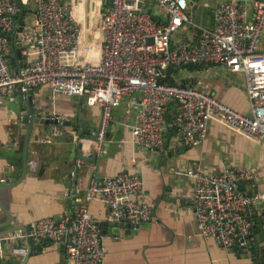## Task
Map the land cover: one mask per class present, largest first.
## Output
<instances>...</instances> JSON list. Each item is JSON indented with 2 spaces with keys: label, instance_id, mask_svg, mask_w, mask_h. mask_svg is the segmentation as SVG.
<instances>
[{
  "label": "built area",
  "instance_id": "1",
  "mask_svg": "<svg viewBox=\"0 0 264 264\" xmlns=\"http://www.w3.org/2000/svg\"><path fill=\"white\" fill-rule=\"evenodd\" d=\"M78 1L20 0L25 16L18 41L22 63L16 70L7 59V35L18 27L20 6L16 0H0V95H28L46 87L55 94L84 98L87 106L100 107L98 131L90 141L96 156L104 152L112 110L133 93L140 97L131 134L147 150L164 152L171 108L176 148L200 146L211 121L254 144L264 141V52L259 46L264 33V0L221 1L211 28L191 20L189 0H154L160 16L147 9V0H88L91 10L77 14ZM184 26L194 29L196 37L174 40ZM185 67H224L243 75L250 115L194 87L166 81L169 70ZM55 134H46L41 142L50 143ZM79 141L82 147L87 142ZM27 168L31 174L38 171L33 161ZM185 175L193 180L191 205L198 234L251 258L252 211L264 201V194H245L241 185L253 181L255 172L248 167L225 168L212 175L193 165ZM141 190L137 175L122 172L100 177L92 172L86 204L106 205L111 223L141 225L151 218V207L140 198ZM86 204L58 220L39 219L0 235V246L17 247L15 251L24 256L29 242L62 243L66 264H102L101 232Z\"/></svg>",
  "mask_w": 264,
  "mask_h": 264
},
{
  "label": "crops",
  "instance_id": "2",
  "mask_svg": "<svg viewBox=\"0 0 264 264\" xmlns=\"http://www.w3.org/2000/svg\"><path fill=\"white\" fill-rule=\"evenodd\" d=\"M84 1L76 3L77 14L83 9H87V13L91 10L88 6L90 2ZM221 1L189 0L187 14L198 26L211 28L215 7ZM146 7L160 16L154 0H147ZM28 13L26 11V15ZM194 36V29L184 26L174 40ZM259 46L264 52V33ZM21 63L20 53L18 65ZM174 71H181L178 81ZM167 73L174 82L183 83L186 80V85L214 96L239 113L250 115L243 75L231 73L224 67L174 68ZM139 97L140 94L133 93L121 99L119 106L112 110L103 154L97 156L94 162H85L71 155V146L85 140L87 142L81 154H93L90 141L98 131L100 107L75 102L71 97L52 93L46 87L33 91V99L44 110L42 115L55 118L59 123L33 129L28 160L37 164L41 175L28 171L17 186L0 190V203L11 215L12 225L25 227L39 219L58 220L74 214L80 205L86 204L92 172L100 177L126 172L140 177V198L150 205L151 218L138 229H132L128 235L118 238L103 234L98 227L104 248L102 264H264L261 256L264 248L262 228L253 230L250 237L252 259L223 249L214 240L198 234L191 205L193 180L185 175L193 165L212 175L220 174L225 168L248 167L255 172V178L242 184L241 191L245 194H264V141L254 144L227 126L211 121L207 137L200 146L176 148L173 145L176 130L169 117L173 112L171 108L166 122L164 152L147 150L137 145L131 134ZM20 99L19 95H0V183L17 179L20 172L24 140L16 108L23 102ZM54 132L56 134L51 136L50 143L41 142L46 134ZM86 205L96 225L109 219L110 210L106 205L95 201ZM263 209L264 201L253 208L252 218L255 214L259 216ZM0 221H4L3 216H0ZM33 247L39 251L30 254L27 264H66L64 244L42 242L33 244ZM2 249L3 246H0V257Z\"/></svg>",
  "mask_w": 264,
  "mask_h": 264
},
{
  "label": "water",
  "instance_id": "3",
  "mask_svg": "<svg viewBox=\"0 0 264 264\" xmlns=\"http://www.w3.org/2000/svg\"><path fill=\"white\" fill-rule=\"evenodd\" d=\"M20 6V13L17 16V24L18 27L15 33L7 35V38L10 41V52L11 55L7 56V59L10 60V66L18 70L19 65L18 61L20 59V48L21 44L18 43L20 40V35L23 31L24 26V16H25V8L21 4L20 0H16ZM192 2H196V0H192ZM156 15V14H155ZM186 80L183 81V84L186 85ZM21 96L23 102L19 104L16 108L19 112V130L21 135L23 136V144H22V151L20 157V172L15 180H8L7 182L0 183V190L1 189H10L17 186L22 180L26 177L28 173L27 163H28V151L29 145L32 138V133L34 127H46V126H56L58 125L59 121L55 118H51L50 116H43L44 110L41 109L40 105L35 102L33 99V91H30L28 95H22L20 93L15 94V96ZM20 98V97H19ZM71 99L75 102H83L85 104L84 98H79L77 96H72ZM67 125L66 123H64ZM92 138V137H91ZM82 143L80 141L77 144H72L71 146V155L76 156L77 159L85 161V162H94L96 160V155L91 154L90 156H84L81 154ZM70 176V174L68 175ZM70 182L68 183V187H70ZM0 216L4 217V221H0V235H6L14 230L19 228H23L22 226H13L11 221L12 217L8 211L0 203ZM253 230L257 231L258 229H264V209L261 211L260 215H254L253 218ZM99 228L102 229L103 234H107L108 236H114L115 238L123 237L124 235H128L132 229H138L140 225H133L126 222L121 223H111L108 220L101 222L97 225ZM264 236V230L263 234ZM250 241H248V244ZM4 246V245H3ZM14 249H7L3 247L1 251L0 257V264H27L29 256L31 253L35 252L38 253L33 247V243L29 242L26 254L22 256L18 254ZM262 254L264 253V248L262 249ZM240 255V254H239ZM244 255V254H243ZM264 259V255L262 256ZM261 258V259H262Z\"/></svg>",
  "mask_w": 264,
  "mask_h": 264
},
{
  "label": "trees",
  "instance_id": "4",
  "mask_svg": "<svg viewBox=\"0 0 264 264\" xmlns=\"http://www.w3.org/2000/svg\"><path fill=\"white\" fill-rule=\"evenodd\" d=\"M187 68V67H186ZM188 68H192V67H188ZM166 81L167 82H170V83H172L173 82V80L172 79H170V77L169 76H167V78H166ZM169 117H171L172 118V115L171 116H169ZM35 175H41V173H40V171H38ZM37 252L39 251V249H35Z\"/></svg>",
  "mask_w": 264,
  "mask_h": 264
},
{
  "label": "rangeland",
  "instance_id": "5",
  "mask_svg": "<svg viewBox=\"0 0 264 264\" xmlns=\"http://www.w3.org/2000/svg\"><path fill=\"white\" fill-rule=\"evenodd\" d=\"M152 6H154V5H152ZM184 69H185V68H183V70H184ZM180 72H181V71H174V72H173L176 81H178L179 78H180V76H181Z\"/></svg>",
  "mask_w": 264,
  "mask_h": 264
},
{
  "label": "bare ground",
  "instance_id": "6",
  "mask_svg": "<svg viewBox=\"0 0 264 264\" xmlns=\"http://www.w3.org/2000/svg\"><path fill=\"white\" fill-rule=\"evenodd\" d=\"M92 2H93V1H92ZM97 6H98V2H97ZM97 6H96V7H97ZM91 21H93V19H91Z\"/></svg>",
  "mask_w": 264,
  "mask_h": 264
}]
</instances>
